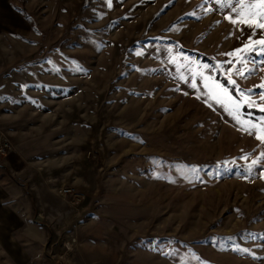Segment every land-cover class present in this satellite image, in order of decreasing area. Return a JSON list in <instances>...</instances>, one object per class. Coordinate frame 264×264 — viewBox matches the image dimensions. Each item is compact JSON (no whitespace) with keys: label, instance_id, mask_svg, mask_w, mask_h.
Here are the masks:
<instances>
[{"label":"rangeland","instance_id":"rangeland-1","mask_svg":"<svg viewBox=\"0 0 264 264\" xmlns=\"http://www.w3.org/2000/svg\"><path fill=\"white\" fill-rule=\"evenodd\" d=\"M226 15L204 0H0V196L29 195L49 222L46 244L18 251L0 211V264H264V163L245 172L264 146L190 86L203 72L236 97L215 67L251 30ZM233 78L259 93L264 64Z\"/></svg>","mask_w":264,"mask_h":264},{"label":"snow or ice","instance_id":"snow-or-ice-1","mask_svg":"<svg viewBox=\"0 0 264 264\" xmlns=\"http://www.w3.org/2000/svg\"><path fill=\"white\" fill-rule=\"evenodd\" d=\"M106 2L110 7L111 0H106ZM204 3L214 4L216 11L228 9L231 15H226L225 18L233 26L238 23L245 25L251 32L248 35V40L243 43V47L225 54L230 58L227 63L232 65L231 69H224L223 64L215 67V70L218 72L224 71L227 75L228 83L236 88L235 98L229 93L227 88L216 82L212 75H205L203 72L193 74V82L190 86L197 91L196 99L203 97L205 104L209 107H212L213 103L219 105L239 125L238 131L248 135H255V138L264 146V115L251 120L246 119L245 114L242 112L244 106L249 108L256 107L258 111L264 112V104L250 99L253 95H259L260 101H264V79H262L259 85L262 91L255 93L254 89L256 86L253 89L244 90L239 87L236 79L233 78L248 79L255 74L256 69L261 64H264V60H255L251 55L255 53L256 56H264V0H204ZM208 11L210 12L211 9ZM240 30L242 35H244L243 29ZM258 34L259 38H257ZM238 53L240 54L239 56ZM137 55H142V53H137ZM233 57L237 58L235 64H233L231 59ZM197 75H199L203 84V91L197 89V84L195 83ZM241 158L246 160L248 156ZM261 163H264V151L261 152L257 159L252 160L250 165L245 167L247 175L250 176L253 169ZM189 171L196 173L197 169L192 168ZM234 250L239 251V249Z\"/></svg>","mask_w":264,"mask_h":264},{"label":"crops","instance_id":"crops-1","mask_svg":"<svg viewBox=\"0 0 264 264\" xmlns=\"http://www.w3.org/2000/svg\"><path fill=\"white\" fill-rule=\"evenodd\" d=\"M3 185L0 183V190ZM19 197L6 195L0 196V211L9 210L12 213V242L18 246V251L30 250L33 244L47 243V235L49 233V222L46 211L47 205L38 204L37 208L33 207L31 197L26 194L18 195ZM34 210L39 213L38 222L33 220ZM6 221V219H3ZM8 228H11L8 226ZM46 241V242H45ZM38 245V247L40 246ZM40 255L43 254L42 248L39 249ZM15 264H22L17 263Z\"/></svg>","mask_w":264,"mask_h":264},{"label":"built area","instance_id":"built-area-1","mask_svg":"<svg viewBox=\"0 0 264 264\" xmlns=\"http://www.w3.org/2000/svg\"><path fill=\"white\" fill-rule=\"evenodd\" d=\"M3 152H4V149L0 148V153H3ZM59 194L63 197H70V196H73V190L70 188L61 189L59 191Z\"/></svg>","mask_w":264,"mask_h":264}]
</instances>
